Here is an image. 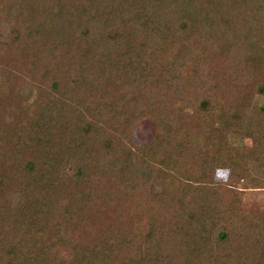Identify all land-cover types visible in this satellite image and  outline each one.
Returning <instances> with one entry per match:
<instances>
[{"label": "trees", "instance_id": "trees-1", "mask_svg": "<svg viewBox=\"0 0 264 264\" xmlns=\"http://www.w3.org/2000/svg\"><path fill=\"white\" fill-rule=\"evenodd\" d=\"M262 97L264 0H0V264H264Z\"/></svg>", "mask_w": 264, "mask_h": 264}, {"label": "rangeland", "instance_id": "rangeland-1", "mask_svg": "<svg viewBox=\"0 0 264 264\" xmlns=\"http://www.w3.org/2000/svg\"><path fill=\"white\" fill-rule=\"evenodd\" d=\"M23 93L26 99L30 100L34 97L35 90L31 86L23 88ZM264 102V97H262ZM136 138L138 141H145L151 137L154 133V124L148 119L140 121L136 126ZM247 145L258 144L248 138L243 140ZM216 177L219 179H225L227 177V170L224 168H218L216 170ZM240 188L243 190V203L249 209H255L257 211H264V187H251L247 184L239 183Z\"/></svg>", "mask_w": 264, "mask_h": 264}]
</instances>
